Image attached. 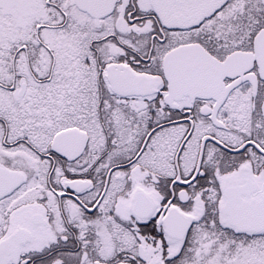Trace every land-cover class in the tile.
Here are the masks:
<instances>
[{"label":"snow or ice","instance_id":"6c2138e0","mask_svg":"<svg viewBox=\"0 0 264 264\" xmlns=\"http://www.w3.org/2000/svg\"><path fill=\"white\" fill-rule=\"evenodd\" d=\"M0 264H264V0H0Z\"/></svg>","mask_w":264,"mask_h":264}]
</instances>
